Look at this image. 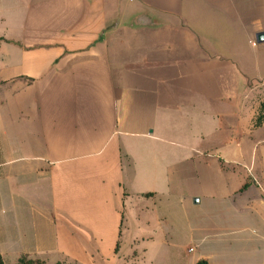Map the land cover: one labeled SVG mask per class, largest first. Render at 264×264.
Instances as JSON below:
<instances>
[{
	"label": "crops",
	"instance_id": "0c3cea01",
	"mask_svg": "<svg viewBox=\"0 0 264 264\" xmlns=\"http://www.w3.org/2000/svg\"><path fill=\"white\" fill-rule=\"evenodd\" d=\"M136 1L0 0L2 261L117 264L121 233L131 237L125 203L153 196L129 186L130 138L155 139L158 115L206 111L210 128L238 118L225 144L250 141L261 175L246 161L231 191L201 175L208 205L190 199L193 234L212 241L193 257L173 261L168 235L152 249V234L134 237L131 251L149 264H264L245 233L264 227V118L253 126L264 94L248 104L264 88V0Z\"/></svg>",
	"mask_w": 264,
	"mask_h": 264
},
{
	"label": "rangeland",
	"instance_id": "374dc122",
	"mask_svg": "<svg viewBox=\"0 0 264 264\" xmlns=\"http://www.w3.org/2000/svg\"><path fill=\"white\" fill-rule=\"evenodd\" d=\"M130 5L137 8V1L132 0ZM257 49L263 57L264 44ZM263 94L264 88L254 91L248 98V104ZM246 118L247 116H242L243 123ZM211 119V115H206V111L191 115H158L155 117L153 131L155 139L147 141L139 136L130 138L133 170L129 175V186L135 192H149L153 196L139 197L125 203L124 214L130 225L128 232L131 237H128L127 231L121 233L115 263L149 264L150 256L147 252L141 260L140 250L136 248L137 250L131 251L132 239L134 237L139 239L147 234L155 237L154 242L148 245L151 249L163 245L164 238L168 235L167 246L173 261L175 258L186 260L193 257L201 247H207L212 241L211 233L206 228L199 236L193 234L199 219L193 213L194 207L189 205L190 199L201 195L202 203L198 209L203 210L208 205L204 197L207 184L202 185L201 175L205 173L216 187L227 191L234 190L247 181L250 172L246 169V161L253 178L261 175L262 171L257 164L255 167L249 165V161L254 157L250 141L243 142L241 146L225 144V141L235 134L232 128L238 118L231 117L228 120L217 118L215 119L217 126L210 128L206 125L213 124ZM254 124L255 120L253 126ZM230 125L232 130L228 129ZM206 128L209 130H204ZM201 153L207 158L199 165L197 160ZM217 154L224 159V164L218 162ZM192 162H195L194 166ZM184 166H189L195 171L185 167L186 170L180 172ZM240 202H244L241 197L238 198V203ZM245 233L249 237L248 248L264 249V227L253 225L245 229ZM189 249L193 252L189 253ZM3 264L16 263L4 258Z\"/></svg>",
	"mask_w": 264,
	"mask_h": 264
},
{
	"label": "trees",
	"instance_id": "16d2710c",
	"mask_svg": "<svg viewBox=\"0 0 264 264\" xmlns=\"http://www.w3.org/2000/svg\"><path fill=\"white\" fill-rule=\"evenodd\" d=\"M262 110H264V102L259 107V112H258L257 116L254 119L255 120L254 126H259L261 124V122L263 121V115L260 114ZM116 251H117V245L115 247L114 252L116 253ZM0 264H3L1 256H0ZM18 264H45V263L40 261V260L31 259V258H29L27 256H21L18 259ZM194 264H208V263L205 260H198Z\"/></svg>",
	"mask_w": 264,
	"mask_h": 264
},
{
	"label": "water",
	"instance_id": "95a60500",
	"mask_svg": "<svg viewBox=\"0 0 264 264\" xmlns=\"http://www.w3.org/2000/svg\"><path fill=\"white\" fill-rule=\"evenodd\" d=\"M255 42L257 45L263 44L264 43V35L262 33L257 34L255 37ZM193 202H194V204H197L198 201L194 200Z\"/></svg>",
	"mask_w": 264,
	"mask_h": 264
},
{
	"label": "built area",
	"instance_id": "2783aa9c",
	"mask_svg": "<svg viewBox=\"0 0 264 264\" xmlns=\"http://www.w3.org/2000/svg\"><path fill=\"white\" fill-rule=\"evenodd\" d=\"M191 251V249H189V252Z\"/></svg>",
	"mask_w": 264,
	"mask_h": 264
}]
</instances>
